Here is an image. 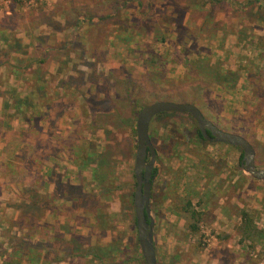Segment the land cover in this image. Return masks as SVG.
<instances>
[{"label": "rangeland", "instance_id": "obj_1", "mask_svg": "<svg viewBox=\"0 0 264 264\" xmlns=\"http://www.w3.org/2000/svg\"><path fill=\"white\" fill-rule=\"evenodd\" d=\"M26 1L0 0V16L12 5L21 13L12 11L14 25H8L14 30L11 48L25 50L22 42L18 48L17 39L23 35L18 28L26 24L38 27L32 31L41 39H46L42 33L48 30L55 46L47 53L52 54L47 64L41 65L39 59L34 65L29 60L19 61L22 67L17 75L10 67L0 66L1 250L9 248L1 235L28 236L22 227L30 223L26 213L39 209L31 203V195H35L44 201L39 209L43 213L40 223L57 227L62 245L79 235L83 254L90 253L65 257L63 264H136L129 262L137 232L135 208L127 205L122 195L134 193L136 188L135 113L157 100L195 102L222 129L249 139L256 149V165L264 168V38L259 39L264 30L253 27L256 6L247 10L225 4L201 8L195 0H140L139 6L133 0L121 4L119 12L111 16L113 6L91 12L82 0ZM171 5L175 11L170 10ZM94 15L99 17L95 23L81 21L80 17ZM227 21L236 24L238 36ZM57 30H61L58 42ZM156 32L164 33L167 42L156 43ZM36 46L32 57L44 50L42 44ZM6 52L0 51V61L19 57ZM152 55L158 59L163 56L166 62L145 65ZM243 58L247 62L243 63ZM32 71L43 79V89L34 88ZM16 99L23 103L21 109L3 107L6 101L10 106ZM191 117L178 112L158 114L150 125L159 155L151 206L158 262L264 264V242L241 243L237 233L242 208L251 211L264 229V180L244 172L239 147L196 141ZM84 138L90 140L88 148L96 151L93 162L99 155L107 165L115 166L121 186L113 196L98 198L99 203L87 201L92 210L101 207L102 215L84 207L68 210L71 202L62 198L56 203L50 200L55 178L84 186L87 194L92 191L96 164L80 171L69 155ZM52 171L63 177L51 178ZM195 191L199 194H192ZM188 199L204 213L196 233L189 231L183 211ZM78 215L85 217L77 219ZM100 219H105L106 226ZM114 238H120L121 248L129 250L115 261L114 254L105 248ZM2 256L0 264H4Z\"/></svg>", "mask_w": 264, "mask_h": 264}, {"label": "trees", "instance_id": "obj_2", "mask_svg": "<svg viewBox=\"0 0 264 264\" xmlns=\"http://www.w3.org/2000/svg\"><path fill=\"white\" fill-rule=\"evenodd\" d=\"M12 2L17 3V0H11ZM130 1L133 0H124L125 3H129ZM196 4H198L201 8H205L207 5H211V6H215V5H224L226 4V2L229 3H234L233 5L241 8L240 10H247L250 9L251 7L256 6V11H254L255 14V19L257 20V22L260 23H264V12L261 13V10H264V0H195ZM137 4L139 6L142 5V2L140 0H136ZM122 4V2L120 0H116L113 3V13L111 16H115L119 11V6ZM81 21L83 20H91V21H98L99 17H80ZM168 19V18H167ZM179 20H181L180 22H182L183 18H180ZM161 30V29H159ZM162 31V30H161ZM160 33L156 32V36H154V41L157 43L158 41H164L167 42L168 38L167 36L162 33L161 35H158ZM135 37H137L138 35L133 34ZM120 37V35L118 36ZM263 37V36H262ZM126 38V37H125ZM20 46V43H18V48ZM185 46V45H184ZM10 45H8V47L5 50H9L10 49ZM264 49V42L262 43L261 46ZM2 50V51H3ZM20 50V49H17ZM180 55L185 57V53L184 51L180 50L179 51ZM30 61V60H29ZM146 64L145 65H156L159 66L161 63L166 62V59L163 56H160L158 59V56H153L150 59H146ZM240 64H241V58H239ZM33 61H30L29 64H32ZM41 62V60L39 61ZM242 62L245 63L247 62L246 58L242 59ZM6 62H0V66L5 64ZM196 65V64H194ZM247 65V63L245 64ZM161 66H164L161 65ZM22 67V65H13L11 67L12 71L11 73L17 75L19 74L20 68ZM219 69V73L220 72V68ZM207 73L208 70H206ZM218 72H216V76L219 80H221L222 78H220V75L218 74ZM233 74H236V72L234 71ZM214 75V74H213ZM222 76V75H221ZM257 77V76H256ZM33 79L35 82V89H38L39 87L41 89H43V79H40L39 76L37 75V73H33ZM236 78H234L233 80H235ZM227 79H224L223 81H226ZM235 83V82H234ZM41 84V85H40ZM39 85V86H37ZM235 86V84H234ZM36 90H31L30 93H35ZM8 94V93H7ZM47 94V93H46ZM14 97L16 95H13ZM11 95V98L13 97ZM29 96V95H27ZM257 97H259L257 95ZM8 100V99H7ZM14 103L12 105L9 106L8 101H6L4 103L3 107H13L16 108V110L21 109L20 106L23 105V103L20 104L19 100H14ZM134 104V102H133ZM195 104V102H194ZM36 105L39 106V103H37ZM135 105V104H134ZM197 105V104H196ZM145 106V105H144ZM143 107V106H142ZM199 107V106H198ZM200 108V107H199ZM142 109V108H141ZM140 109V110H141ZM201 109V108H200ZM39 110L41 111V106H39ZM136 110V109H135ZM140 110H138V112H140ZM203 112V111H202ZM173 114L175 112H163L160 114ZM159 114V115H160ZM138 115V113H135V116ZM205 115V114H204ZM206 116V115H205ZM138 116L135 117V120ZM191 117V116H190ZM194 121V124L196 125V132L195 135L193 136V138L196 141H207L205 139V137L203 136L201 130L198 127V124L196 122V120L191 117ZM213 123H215L216 125H218L220 127V125L215 122L214 120H211ZM134 126V125H133ZM221 128V127H220ZM134 132H136V125L134 126ZM150 137L152 139V142L154 144V140H155V135H154V130H151L150 128ZM89 139L84 138L80 140V146H74V152L73 154H71L69 152V155L74 158V161L77 165V167L79 168L80 171L85 170L86 168H89L91 165L93 166V164H96L95 166H93V176H92V183L90 184L92 186L91 188V192L90 193H86L85 192V188L84 186L81 185H73L69 180H67L66 183H61L63 181H59L57 180L55 177H63V175H58L60 173H56L55 171H52L49 175L51 178L52 176H54V180L53 183H55V188L53 191V194L51 195V201H53L54 203L57 202V200L59 198L65 199V201L67 202H71L69 203L70 208H68V210L74 211V210H78L81 207H84L86 210H92L90 209V207L87 204V201H91V200H97V202L99 203L98 198H100L101 200L103 199H107L111 196H113V194L120 190L121 186L117 183L118 180V176H117V170L115 168V166H110L106 164V161H102L100 156L98 155L99 158H96L95 162V153L96 151L94 150H90L88 148L89 145ZM181 144V143H180ZM155 146V144H154ZM83 147V149H82ZM156 151H157V159L159 160V155H158V149L155 146ZM240 148V147H239ZM241 149V148H240ZM69 150H71V148H69ZM242 150V149H241ZM150 158V154H148L147 159ZM243 158V150L241 152V160ZM159 173V163L157 161V163L154 165V169H153V176H152V195H151V206L153 205V202L155 201V197H154V193H153V181L156 179L157 175ZM48 178V177H46ZM51 178L49 179L50 181ZM61 184V185H59ZM192 194L194 195H198V191L193 192ZM124 202L133 207V197H134V193H130L127 195H122ZM50 201V202H51ZM31 203L32 205L38 207L40 210L42 207H44V201H41L40 199H36L35 195H31ZM54 208H58L57 205H54ZM39 209H36V212H32V211H28L26 213V209H23V214L27 216H29L28 220H29V226L28 227H22L23 232H25L28 236H24L21 238H17V237H7V236H2L3 240H4V244L7 242V244L9 245V248H5L3 250L0 249V255H3L2 257H4V264H42V263H46V262H51L54 264H58L59 262H62L65 260V257L68 256H79V257H85L86 255H88V253L83 254L82 251V246L81 244L83 243L78 237L79 235H75L73 237H71L70 239H66V241H68L67 245H62L61 239L60 237V233L57 229V227L54 226H50L45 224L44 222L40 223L41 221V216L43 215V213L40 212ZM97 210V211H95ZM183 211L186 213L185 214V219L187 221V227L189 229V231L191 233H196L199 231L200 229V225L199 222L201 221L202 217H203V212L197 211L195 209V207L192 205L191 199H188L186 201V204L184 206ZM87 212V211H86ZM92 213H94L96 216L97 215H102L104 214L102 211L101 207H98L96 209H93L91 211ZM155 212V210H154ZM89 215V214H88ZM85 216H83L82 218H84ZM103 217V216H102ZM239 217L241 219L239 226L237 227V233L240 236V242L241 243H246L247 241L258 244L259 242L262 243L264 242V229L261 228L258 224H257V220L256 217L254 216V214L247 210V209H240V213H239ZM77 219H82L81 216H77ZM101 223L103 226H106L105 224V219L103 221V219H100ZM84 223L89 224V220L88 219H84L83 220ZM134 224L136 225V216L134 218ZM35 225V226H34ZM37 225V226H36ZM53 230V233H50L49 231ZM136 230V228H135ZM135 249L133 252H131V254H133V256L129 257V262H135L136 264H145L142 252H141V248H140V244H139V240H138V236H137V232H135ZM63 238L64 235H63ZM34 239V241H33ZM55 240V241H54ZM54 241V244H52V242ZM120 241V238H114L112 243H108L107 246L105 247L107 250H110L113 254H114V261L115 259L117 260L116 256L119 255H123V254H127L129 253V250L127 248L123 249L121 248L122 246H120V244H122ZM154 242H155V236H154ZM2 243L0 242V245ZM155 246H156V242H155ZM90 251V250H87ZM157 251V249H156ZM90 254V253H89ZM94 255H96V257H98L100 254H98V252H93ZM103 258V257H102ZM116 264V263H115ZM159 264V262H158Z\"/></svg>", "mask_w": 264, "mask_h": 264}, {"label": "water", "instance_id": "obj_3", "mask_svg": "<svg viewBox=\"0 0 264 264\" xmlns=\"http://www.w3.org/2000/svg\"><path fill=\"white\" fill-rule=\"evenodd\" d=\"M163 112H178L192 116L206 140L214 143H226L243 150L241 160L244 172L256 180H264V168L256 165V149L245 136L226 131L208 119L202 110L191 102L157 100L146 104L138 114L137 150L134 175L136 188L134 208L137 234L145 264H158L154 242L155 219L151 209L152 176L157 159V151L150 137V125L154 117ZM148 154L150 158L147 159Z\"/></svg>", "mask_w": 264, "mask_h": 264}, {"label": "crops", "instance_id": "obj_4", "mask_svg": "<svg viewBox=\"0 0 264 264\" xmlns=\"http://www.w3.org/2000/svg\"><path fill=\"white\" fill-rule=\"evenodd\" d=\"M5 1L7 2V0H4V3H5ZM82 1L83 2H87L88 5H90L91 12H96V9L97 10H101V9L111 10V7H112L113 3L116 0H82ZM124 3L125 2L123 1L122 4H124ZM175 3H178V1H175ZM233 4L234 3L226 2L225 6H228V7L234 9V7H235L234 5L235 4L234 5ZM183 5H184V3H183ZM173 6L171 7L170 10H172V11L174 10L175 11L176 9ZM207 7H209V5H207L205 8H207ZM5 8H6V6H5ZM12 11L15 14H18L16 11H19V9L15 8L12 5V8L10 10L5 9V11L3 12L4 14L2 16H0V51H2L4 48H6V46H8V45H10V43H12V40L10 39V36H12L11 33L14 30L8 26L9 24L14 25L13 21H11L12 20L11 19L12 18ZM167 11H168V9H167ZM255 11H256V9H255ZM19 14H21V13H19ZM188 14H189V12L186 11V15L185 16L188 17ZM93 17H97V15H94ZM235 20H236V18H234V22H235ZM88 21L90 23H95L96 22L95 20L94 21H91L89 19H88ZM234 22L227 21L226 25L231 24L232 25L231 28H233L232 29L233 30L232 33H235V35L238 36V33L235 31V25L236 24ZM42 25H45V23H43ZM263 26H264V23L257 22V20L255 19V22L253 23V27L260 28V30L262 31V30H264V27ZM67 27H69V26H67ZM26 29H29V30H27L26 32H24V30H26ZM37 29H38V27L32 29L31 26L28 25V24H26L25 27L20 26V28H18V31H20L23 35H22V37H20V39H17L18 40L17 43L22 42V44L25 47V50L23 51V49H22V50L19 51L17 49H12L10 47V49L6 53H9L11 55H19V57L17 59H15L16 57H14L13 59H11V57H9L10 60L8 62H6L5 64L1 65L2 67H10L11 68L13 65H16V64L21 65V62H19V61H28V60L33 61L32 62V65H34V63H37V60L38 59L41 60V63H42L41 65H43V63H46V64L48 63V59H50V57H51L50 55H52V54L48 55L49 52H50L49 50L53 47V45L55 46V43H54V40H52L53 38L49 34H47V33H49V32H47L48 30H45L44 31L46 33H42V34H45L44 36H46V39H44V38L41 39L40 35H36V33H33V31H36ZM52 29H54V28H52ZM59 33H61V30H57L56 31V34L58 36L57 37L58 38L57 39V42L61 40L59 38ZM220 35L221 34H219L217 36L220 37ZM227 35H228V33H227ZM225 37H226V33H224V35H223V38H225ZM21 38H22V41H19V40H21ZM262 38H264V35H261L259 37V39H262ZM22 44L20 43L19 48L22 47ZM40 44L43 45V49H44L42 51V54H40L38 56H35V57H32L33 56L32 55V49H33V47L37 49V47H39V46H36V45H40ZM0 62H2V61H0ZM46 70H47V67H46ZM32 74H33V71H32ZM32 74H31V77H32ZM45 224L49 225L48 222H45ZM49 232L52 233V230H50ZM42 264H54V263L46 262V263H42ZM59 264H63V262H59Z\"/></svg>", "mask_w": 264, "mask_h": 264}, {"label": "built area", "instance_id": "obj_5", "mask_svg": "<svg viewBox=\"0 0 264 264\" xmlns=\"http://www.w3.org/2000/svg\"><path fill=\"white\" fill-rule=\"evenodd\" d=\"M22 1H26V0H22ZM29 2H31L30 4L34 3L35 0H28ZM27 2V1H26Z\"/></svg>", "mask_w": 264, "mask_h": 264}]
</instances>
